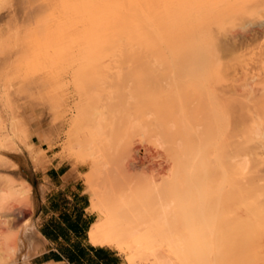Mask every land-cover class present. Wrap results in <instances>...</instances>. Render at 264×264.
<instances>
[{
    "label": "bare ground",
    "instance_id": "6f19581e",
    "mask_svg": "<svg viewBox=\"0 0 264 264\" xmlns=\"http://www.w3.org/2000/svg\"><path fill=\"white\" fill-rule=\"evenodd\" d=\"M71 9L88 27L74 39L73 26L60 29L40 64L45 109L68 116L66 143L89 167V243L129 249L132 264H256L264 0H83ZM252 28L257 43L244 46ZM18 191H1L0 209Z\"/></svg>",
    "mask_w": 264,
    "mask_h": 264
},
{
    "label": "rangeland",
    "instance_id": "374dc122",
    "mask_svg": "<svg viewBox=\"0 0 264 264\" xmlns=\"http://www.w3.org/2000/svg\"><path fill=\"white\" fill-rule=\"evenodd\" d=\"M62 1L0 0V192L19 190V196L0 209V264H30L32 251L28 247L32 245L35 228L32 215L37 198L36 178L50 166L65 162L78 169L79 190L87 196V211L93 214L86 184L89 167L66 143L68 116L59 121L58 115L44 106L47 89L40 63L46 45L51 47L56 40L60 41V29L73 26L75 31L69 36L74 39L88 27L71 9L83 0H67L69 8ZM254 30L251 29L248 38L240 40L243 45L244 42L249 47L256 45ZM244 66L247 75L258 73V64L246 57ZM93 218H96L94 214ZM111 249L119 254L122 264H132L129 249ZM261 254L254 257L256 264L260 259L262 263L264 251ZM20 258L23 260L19 261ZM139 264L152 262L144 260Z\"/></svg>",
    "mask_w": 264,
    "mask_h": 264
},
{
    "label": "crops",
    "instance_id": "0c3cea01",
    "mask_svg": "<svg viewBox=\"0 0 264 264\" xmlns=\"http://www.w3.org/2000/svg\"><path fill=\"white\" fill-rule=\"evenodd\" d=\"M80 174L78 169L61 162L37 176V198L32 215L35 228L32 245L28 247L33 250L29 252L30 264H77L67 261L66 250L77 243L81 247L102 248L114 259L105 263L89 253L80 264H122L121 257L113 249L93 246L86 239L94 218L87 211V196L79 190Z\"/></svg>",
    "mask_w": 264,
    "mask_h": 264
},
{
    "label": "trees",
    "instance_id": "16d2710c",
    "mask_svg": "<svg viewBox=\"0 0 264 264\" xmlns=\"http://www.w3.org/2000/svg\"><path fill=\"white\" fill-rule=\"evenodd\" d=\"M66 250L68 255L67 261L69 263L80 264L81 261H85V259L88 258L89 253L104 261L105 263H111L114 260L113 258L109 257V254L102 248L81 247L77 243L72 248H66Z\"/></svg>",
    "mask_w": 264,
    "mask_h": 264
}]
</instances>
